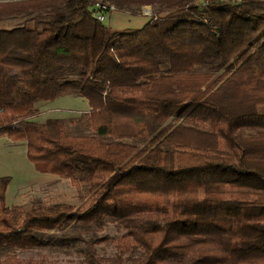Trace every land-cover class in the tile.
Returning <instances> with one entry per match:
<instances>
[{"label": "trees", "instance_id": "obj_1", "mask_svg": "<svg viewBox=\"0 0 264 264\" xmlns=\"http://www.w3.org/2000/svg\"><path fill=\"white\" fill-rule=\"evenodd\" d=\"M97 2L157 19L115 29ZM0 23V138L85 196L9 207L0 178V250L264 264V0H0ZM65 96L89 111L37 121Z\"/></svg>", "mask_w": 264, "mask_h": 264}, {"label": "rangeland", "instance_id": "obj_2", "mask_svg": "<svg viewBox=\"0 0 264 264\" xmlns=\"http://www.w3.org/2000/svg\"><path fill=\"white\" fill-rule=\"evenodd\" d=\"M201 1L199 0L200 5ZM114 13L128 15L113 11L103 23L109 26V21H114V16L109 19ZM2 28H4V24L0 23V30ZM39 109L41 113L37 121L44 122L48 118L62 117L63 119H70L71 117H79L89 111V105L85 99L65 96L56 99L50 105H44L43 107L39 105ZM25 147L24 143H15L5 137L0 138V178H10L6 192V205L9 207L22 205L27 208L39 204L81 206L85 201L83 190H78L66 179L37 172L27 158ZM121 234L122 232L117 230L112 223H109L97 236L114 239L121 237ZM94 248L97 255L104 259H113L120 256L115 240L101 242L96 244ZM70 251L66 253L49 247H34L27 252H23L18 249L5 248L0 250V264H85L83 256L77 254L74 250ZM134 257L128 253L123 254L122 264H136ZM104 264L113 263L106 261Z\"/></svg>", "mask_w": 264, "mask_h": 264}, {"label": "crops", "instance_id": "obj_3", "mask_svg": "<svg viewBox=\"0 0 264 264\" xmlns=\"http://www.w3.org/2000/svg\"><path fill=\"white\" fill-rule=\"evenodd\" d=\"M114 16V21L110 22L111 27L115 28V29H140L142 28L148 21L149 19L147 17L144 16H140V17H133V16H128V15H124V14H117L114 13L113 15L110 16L109 19H111ZM55 102V101H54ZM52 102V103H54Z\"/></svg>", "mask_w": 264, "mask_h": 264}, {"label": "built area", "instance_id": "obj_4", "mask_svg": "<svg viewBox=\"0 0 264 264\" xmlns=\"http://www.w3.org/2000/svg\"><path fill=\"white\" fill-rule=\"evenodd\" d=\"M204 4H207V1H205ZM115 10L116 9L113 5L97 2L93 8V16L96 20L104 22L107 19V16ZM142 16L147 17L148 19H157L150 6L142 8Z\"/></svg>", "mask_w": 264, "mask_h": 264}]
</instances>
